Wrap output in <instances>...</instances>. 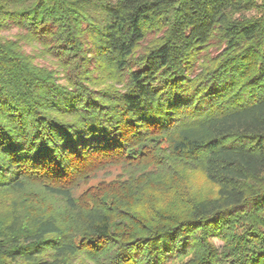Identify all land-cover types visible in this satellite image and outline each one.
<instances>
[{"label":"trees","instance_id":"obj_1","mask_svg":"<svg viewBox=\"0 0 264 264\" xmlns=\"http://www.w3.org/2000/svg\"><path fill=\"white\" fill-rule=\"evenodd\" d=\"M0 264H264V0H0Z\"/></svg>","mask_w":264,"mask_h":264},{"label":"rangeland","instance_id":"obj_2","mask_svg":"<svg viewBox=\"0 0 264 264\" xmlns=\"http://www.w3.org/2000/svg\"><path fill=\"white\" fill-rule=\"evenodd\" d=\"M17 34V31L14 29V30H11V31H5L2 35L4 36V37H6V38H8V39H12V38H14L15 37V35ZM156 37V34H153V35H150L149 37H148V40H147V43L149 44L150 43V41H152V40H154V38ZM145 45H146V43H145ZM26 49H27V52H29V53H36V55L37 54H39L40 52H39V50L37 49V48H35V49H37V51L36 50H34V48L33 47H31V46H29V47H26ZM34 51V52H33ZM214 51V50H213ZM37 63H39V64H41V65H46V66H48L50 69H57V67L58 66H56L55 65V61H52L51 59H47V58H39L38 60H37ZM60 74H61V72H60ZM60 76H63V75H60ZM59 76V77H60ZM61 78V83L62 84H66V81H65V79L63 78L62 79V77H60ZM109 84H111V82H109ZM120 87V86H119ZM120 171H119V169H113L109 174H101L100 176H98V178H95L94 180H92L91 182H92V184H96V183H98L100 180H111V179H113V178H115L117 175H118V173H119ZM85 188H83L82 190H84ZM214 243H215V245L217 246V247H219L220 245H221V242H219V241H217V240H214Z\"/></svg>","mask_w":264,"mask_h":264}]
</instances>
